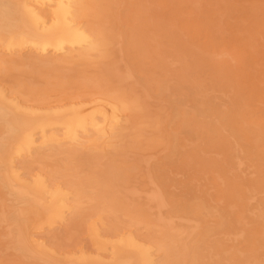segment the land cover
<instances>
[{"label": "bare ground", "instance_id": "obj_1", "mask_svg": "<svg viewBox=\"0 0 264 264\" xmlns=\"http://www.w3.org/2000/svg\"><path fill=\"white\" fill-rule=\"evenodd\" d=\"M201 2L156 0L154 19L143 0H0V264H264V221L234 250L264 220V148L258 177L239 176V139L262 131L193 74L234 81L216 60L245 50L254 68L264 21L240 29V4ZM200 129L222 160L196 157ZM58 224L62 241L40 237Z\"/></svg>", "mask_w": 264, "mask_h": 264}, {"label": "rangeland", "instance_id": "obj_2", "mask_svg": "<svg viewBox=\"0 0 264 264\" xmlns=\"http://www.w3.org/2000/svg\"><path fill=\"white\" fill-rule=\"evenodd\" d=\"M145 1L149 7L153 10L154 14L152 17L154 19L158 18L157 14L161 13L164 16L163 9L157 7L156 0H143ZM218 1L220 5L225 3L226 0H202L201 4L203 6L206 5H213L214 2ZM232 3H238L241 5V10L239 11L238 15L235 16L236 25L238 28H242L244 25L246 27H254L255 20L257 23H263L264 21V0H231ZM225 5V4H224ZM225 8L228 6L225 5ZM229 11V9H226ZM166 22H170L173 20V14L170 15L169 12L166 14ZM259 16V18H256ZM184 19V15L179 16V23L177 19H175V24H181V20ZM192 42V41H191ZM148 43H150L148 41ZM256 50L257 55L260 58L258 60L257 65L254 68L248 69L245 65L244 60L248 59L249 55L248 50H245L243 53L242 58H231L229 56L228 60H216L217 62H225L228 66L227 73L234 76V81H228L221 77V75L214 73V70L207 67L205 69H198L196 72H193L194 76L203 80L205 82L206 88L211 87V82L214 79H219L225 83V93L220 92L219 99L222 103L220 108H232L231 112V121L235 122V126H238L239 123L242 125V120L253 126L258 127V131H262L261 140L258 142L257 147L254 145L253 141L250 138H240V144L242 145L241 149V158H243V163L241 165L240 171H244L243 174L239 171V176L245 177L248 180L256 179L259 175V163L256 159L257 153H259L264 148V36L259 37L256 40ZM253 93L255 95H253ZM254 126V127H255ZM229 131V130H228ZM230 132V131H229ZM198 141H196L197 146L201 149V151H197L196 157L203 158L204 160H211L212 159H219L222 160L223 154L221 153L222 148L216 145L217 134L212 131H203L200 129L198 131ZM254 152L255 154H253ZM248 154L252 156H247ZM226 165H230V161L226 162ZM24 172L26 170L22 169ZM209 194L214 197L216 196L217 190L214 188L208 189ZM259 199L264 197V193L261 192L258 194ZM263 219L259 217H252L248 222V229L244 235L243 239H238L235 241L234 250L239 251L243 257H246L247 251L250 246L253 245L252 236H249V232L258 228V225H262ZM61 231H62V224L56 225L54 229H46L44 231H40V237L47 238L52 233H56L60 235L61 240ZM222 234H217V238L221 237ZM77 247H83L87 252H95L97 248L89 235L86 233H80L79 237L77 238ZM223 243H227L228 245L232 244L231 240H227ZM76 244H72L71 246L74 247ZM227 245V247H228ZM107 250H103V253H106ZM208 263V262H207ZM209 264V263H208Z\"/></svg>", "mask_w": 264, "mask_h": 264}]
</instances>
